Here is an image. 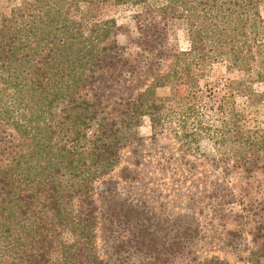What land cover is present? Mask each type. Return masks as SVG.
<instances>
[{"label": "trees", "instance_id": "1", "mask_svg": "<svg viewBox=\"0 0 264 264\" xmlns=\"http://www.w3.org/2000/svg\"><path fill=\"white\" fill-rule=\"evenodd\" d=\"M81 4L128 12L123 22L85 25L74 17ZM262 5L18 0L0 8V264H264V90L254 88L264 83ZM214 64L239 76L205 100L198 79ZM153 145L161 175L166 151L198 154L213 172L163 232L147 208L109 204L105 213L100 200L116 171L154 191L141 160ZM230 250L243 254L231 259Z\"/></svg>", "mask_w": 264, "mask_h": 264}, {"label": "rangeland", "instance_id": "2", "mask_svg": "<svg viewBox=\"0 0 264 264\" xmlns=\"http://www.w3.org/2000/svg\"><path fill=\"white\" fill-rule=\"evenodd\" d=\"M17 1L18 0H0V8L6 11ZM126 12H128V10L123 9L122 7L107 5L87 6L86 4H81L80 10L74 14V17L79 19L85 25L109 17L116 18L120 22H123L124 20L122 16ZM261 13L264 16V5L261 6ZM180 44L182 47L184 46L183 42H180ZM237 76H239L237 71L232 70V72H228L222 64H214L198 79V84L201 90L199 95L205 97V100L210 98H221L224 95L226 80L236 78ZM254 88L263 91L264 83L256 84L254 85ZM159 93L164 96L167 95L169 91L167 88H160ZM250 110L248 109L247 111L250 118L261 117V115L259 116L260 112L259 114H254V112H252L254 109ZM140 132L144 137L149 136L150 126L147 118L143 120ZM163 140V143L167 142L172 147L177 146L176 142L171 138H165ZM150 147L151 149L145 148L142 151V155L144 156L141 160L144 169L147 168L144 173L151 176L148 180V182H151L149 188L154 189V191L145 189V187H142L139 183L130 184L128 182H122L116 171L107 178L108 182L105 181L107 184H101L100 200L105 213H107L106 210H113L114 206L118 207V211H120L121 208L124 212L130 208H147V211L149 212L148 217H151L163 232L164 228L162 227L167 226L173 216L185 213L184 204L186 202V194L191 191H199L203 185L202 179L205 178L204 175L206 173L213 174V172L202 161L198 154H177V152L166 151V154H163L165 155V160L163 159V164H165L163 168L164 174L161 175L159 169L151 166V163L154 165L157 160L161 159V154L158 153L156 146L153 145ZM133 157V154H125L124 163H130L131 160H133ZM106 188H110V190L107 191ZM113 191L116 193L112 195ZM168 195H170V198H167ZM109 204L114 206H110ZM117 210L114 211V213H117ZM61 237L64 241H73V237L66 230L61 232ZM103 248H106V246H103ZM57 249L58 248L52 253V258L55 261L60 258ZM215 250L219 253L222 252V249L219 247L212 249L210 252ZM241 254L243 253H233L230 250L227 253V256L234 259Z\"/></svg>", "mask_w": 264, "mask_h": 264}]
</instances>
